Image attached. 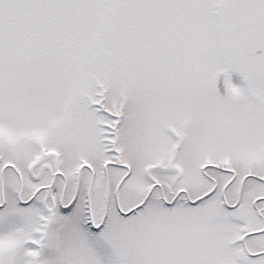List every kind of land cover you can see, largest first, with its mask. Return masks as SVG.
I'll return each instance as SVG.
<instances>
[{"label":"snow or ice","instance_id":"obj_1","mask_svg":"<svg viewBox=\"0 0 264 264\" xmlns=\"http://www.w3.org/2000/svg\"><path fill=\"white\" fill-rule=\"evenodd\" d=\"M0 264H264V0H0Z\"/></svg>","mask_w":264,"mask_h":264}]
</instances>
